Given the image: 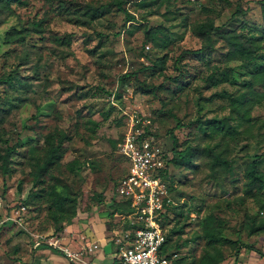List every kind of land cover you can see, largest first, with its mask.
Instances as JSON below:
<instances>
[{
	"label": "rangeland",
	"instance_id": "obj_1",
	"mask_svg": "<svg viewBox=\"0 0 264 264\" xmlns=\"http://www.w3.org/2000/svg\"><path fill=\"white\" fill-rule=\"evenodd\" d=\"M22 1L0 0V264H77L47 240L72 244L80 238L84 244V234L124 230L129 218L113 201L128 167L119 142L132 114L150 120L166 163L180 164L169 167L175 179L166 178L172 202L163 219L173 264H215L209 256L220 253L216 264H264L256 251L242 248L236 260V249L209 241L211 233H220L264 252V228L251 233L264 224V189L248 193L245 176L257 157L264 172L263 0H128L123 8L129 15L117 0ZM237 8L246 12L263 46L257 60L230 59L218 37L203 59L182 55L208 44L197 33L200 23L237 25L240 20L232 16ZM13 28L24 33L6 43ZM67 35L70 45L56 40ZM223 69L232 70L227 81ZM215 80L218 85H211ZM143 86L151 89L143 92ZM197 119L205 124L197 125ZM213 119L223 120L228 132H218ZM179 121L184 124L175 131L179 141L199 149L190 150V160L172 151L169 131ZM60 133L72 136L68 150L40 175L46 136L58 139ZM12 146L16 153L6 174L1 156ZM218 153L232 161L231 170L213 169ZM64 184L79 197L71 217L58 211L55 219L51 188ZM22 202L25 227L6 218ZM110 240L108 264L118 251L116 239ZM37 249L42 253L36 256ZM49 250L66 260L52 258Z\"/></svg>",
	"mask_w": 264,
	"mask_h": 264
},
{
	"label": "built area",
	"instance_id": "obj_2",
	"mask_svg": "<svg viewBox=\"0 0 264 264\" xmlns=\"http://www.w3.org/2000/svg\"><path fill=\"white\" fill-rule=\"evenodd\" d=\"M153 132L150 120L132 114L119 143L120 154L128 167L118 184L117 195L119 200L130 202L132 212L127 214L129 228L116 239L115 264H172L171 253L165 251L167 237L163 228V219L172 202L162 178V170L167 165L166 152L162 140ZM3 202L0 194V207H4ZM26 211L23 205L6 218L25 227ZM40 237L37 235V239ZM47 243L77 264L99 247L98 243L86 242L76 249L58 237L48 239Z\"/></svg>",
	"mask_w": 264,
	"mask_h": 264
},
{
	"label": "trees",
	"instance_id": "obj_3",
	"mask_svg": "<svg viewBox=\"0 0 264 264\" xmlns=\"http://www.w3.org/2000/svg\"><path fill=\"white\" fill-rule=\"evenodd\" d=\"M4 1L6 2V5H10L12 3H23L22 0H4ZM127 2L128 0H117V5L121 9H123V11L127 15H129L127 10L123 8V5L126 4ZM261 10H262V19H263V26H264V0L262 1V4H261ZM232 16L233 18H237L240 21L237 25H233L231 27H225V26L219 27L213 21H206V22L200 23L197 29V33L201 35L202 37H204L206 40H208V44L204 45L203 47L197 50H186L183 52L182 55L191 54L197 59L201 60L206 55V53L211 52V50L213 49V43H212L213 38L218 37L227 45L228 47L227 56L230 59L239 58L241 60H246L249 63L253 60H257L259 58L258 53L259 51L263 49V46H261L258 42V38H257L258 36L255 34V31H256L255 27L249 23V21L246 18V12L242 10L241 8H237L233 12ZM37 25L38 26L41 25V22H38ZM23 33H24V30H17L16 28H13L8 32L5 38L6 39L5 42L11 43L17 40L18 38H20L23 35ZM263 35H264V31H263ZM148 39L150 40L149 37ZM56 40L65 45L71 44L70 35L63 36V37H57ZM152 67L154 70H162V68L159 67L157 64L155 66L153 64ZM214 69L217 71L218 68L215 67ZM231 72H232L231 69H223L221 71L224 81H227L229 79ZM213 73H215V71H213ZM260 77L264 78V65L262 66V72H261ZM208 79H212V78L210 77ZM254 79H255L254 81L256 82L261 81L257 75L255 76ZM219 82H220L219 80L212 81L211 85H218ZM188 84L189 83H186V85ZM149 89L151 88L148 86H143V92H147L149 91ZM211 122L214 123V125H216V127L219 128L218 132L223 131L226 125L223 120L218 121L216 119H213ZM195 123L197 125H201L204 122L201 119H197ZM183 126L184 124L179 121L176 127L172 129L171 131H169L170 138L172 139V151L176 156H178V158L190 160L192 158V154H190V150L199 151V149L194 148L193 146H190V145L188 146L187 142L179 141L178 137L175 135V131L179 128H182ZM224 132L227 133L228 131L225 129ZM153 133L157 137H159L157 132L154 131ZM71 141H72V136L69 133H60L58 139H56V137L53 134H48L46 136V142L48 143V148H47V153L44 156L42 162L38 164V168L40 169V175H43L49 169H51L52 166L59 164L63 160L65 153L68 150L67 145H69ZM183 146L185 148H183ZM12 153H16L15 146L8 147L7 152L1 156L2 166L5 167L6 174L10 173V170L8 169L7 165L9 163V157L10 155H12ZM121 157L123 156L121 155ZM259 159L260 158L257 157L252 162H250L248 169L245 172V176L250 181L249 188L247 190L248 193H252L254 188H256L259 191L264 189V172L260 169ZM172 162H174L176 165H180L179 162L176 160H173V161L170 160L167 163L166 167L162 170V178L165 182H166L167 177L171 178L173 181L175 179L173 176H169L170 175L169 167L172 164ZM218 166L224 167L226 170H231L233 167V164L229 158L224 156L222 153H218L214 155L212 167L213 169H215ZM126 172L127 170H125L123 174L119 177V179L116 182V187L118 186L120 181L123 179ZM51 194L54 195V197L51 200L52 215H54V218L57 219L56 217L59 214L58 211H61L62 213L64 212L67 213L66 216H63L65 218L69 216L71 217L72 209H74L75 207L74 204H76L77 198L79 197V193L73 192V189L70 185L64 184L61 190H58L56 185L53 186L51 188ZM23 203L24 202H22L21 204H16V207L23 206L24 205ZM24 206H26V204ZM113 206L115 207V210L119 212H123L126 215L132 212V208L128 200H122V199L119 200L116 198L113 201ZM14 209L15 207H13V210ZM11 212L13 213L12 210ZM75 212H76V209H75ZM6 216H8V213ZM25 223H28L26 219H25ZM124 228L125 229L129 228L128 221H127V226H125ZM263 228H264V224H262L259 228L253 227L251 233L261 231V229ZM166 237H167V241L165 244V251H167L169 248V238L167 234H166ZM209 241L213 244L228 245L236 249V252H235L236 260L242 248H246L249 251H256L261 256H264V252L256 248L254 245L241 244L236 240H232V239L222 236L220 233H211L209 237ZM53 249L56 252H60L59 250L55 248ZM210 255H211V257L209 256V259H211L210 261H215L216 263L221 261V258H222L221 253L219 255H215V254H210ZM173 263L174 262L172 259V264ZM28 264H31V263H28Z\"/></svg>",
	"mask_w": 264,
	"mask_h": 264
},
{
	"label": "crops",
	"instance_id": "obj_4",
	"mask_svg": "<svg viewBox=\"0 0 264 264\" xmlns=\"http://www.w3.org/2000/svg\"><path fill=\"white\" fill-rule=\"evenodd\" d=\"M123 229H125V228H123ZM106 230L102 234H99V233L94 234V232H93V237H87V235L84 234L82 236V237L86 238V241L84 242V244H83V242H80V240H79L80 238H76V236H74L76 238V240H73L72 244L67 243L65 241L66 244H69L70 246H72L76 249L85 245L86 242L89 244L98 243V245H99L98 249L94 250L91 254H87L84 257L83 262H80L78 264H108L109 263V262H106L104 260V259L111 256L109 254V251L107 250V248L109 247L108 242L111 241L110 238L113 239V241H115V239H117V237L122 235L123 231L121 230L120 234L117 235V234H115V232H119V231H113V230L112 231L111 230L106 231ZM99 251H100V253L98 255ZM39 253H42V250L37 249L36 256L39 255ZM48 255H50L52 258H55L56 260H59L60 262L61 261L63 262L66 260L65 258H63L61 256H57L53 250H49ZM111 260L112 261L110 264H115L116 257L113 256Z\"/></svg>",
	"mask_w": 264,
	"mask_h": 264
}]
</instances>
